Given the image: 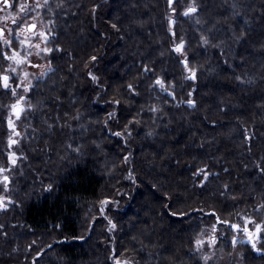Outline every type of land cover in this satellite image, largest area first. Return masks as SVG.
Masks as SVG:
<instances>
[{"label":"trees","instance_id":"trees-1","mask_svg":"<svg viewBox=\"0 0 264 264\" xmlns=\"http://www.w3.org/2000/svg\"><path fill=\"white\" fill-rule=\"evenodd\" d=\"M191 3L49 0L27 94L0 40V264H264V0Z\"/></svg>","mask_w":264,"mask_h":264},{"label":"rangeland","instance_id":"rangeland-1","mask_svg":"<svg viewBox=\"0 0 264 264\" xmlns=\"http://www.w3.org/2000/svg\"><path fill=\"white\" fill-rule=\"evenodd\" d=\"M25 2L26 0H13V8L0 11V27L5 29L6 37L11 41L10 45L13 48L15 47V52L19 53L15 60L10 59L11 68H15V72H13V74L19 80L18 83L15 84L16 87L24 94H27L30 87L37 80L45 78L51 71L49 60H47L46 57L50 51H45V49H49L51 30L49 24L45 20L44 7L35 8L32 10L34 8L35 0H30L29 9L24 13H21L19 11L18 5ZM40 3L43 4V0H40ZM13 17H25L28 24L32 22L37 23V32L30 34L22 23L20 26L17 24L12 25ZM22 28L24 31L23 34H20ZM7 29L13 30L10 36H8ZM40 33H43L44 35L41 36ZM21 41H23V43H21ZM18 61L22 62L18 63ZM30 63H39L40 66L39 68H34L30 65ZM25 88L28 90L25 91ZM15 105H18V107L12 109V115L14 117L13 123L15 122V117H17V114L20 115L25 108L24 105H20L19 101ZM3 176L4 175H0V180H2ZM250 236H252L254 239L259 238V235H257L255 232L253 234L250 233ZM209 239L210 238H208V240ZM215 241L216 239L213 240V243Z\"/></svg>","mask_w":264,"mask_h":264},{"label":"snow or ice","instance_id":"snow-or-ice-1","mask_svg":"<svg viewBox=\"0 0 264 264\" xmlns=\"http://www.w3.org/2000/svg\"><path fill=\"white\" fill-rule=\"evenodd\" d=\"M175 2V0H168V3L169 5L171 6L173 3ZM49 4V0H43V4L40 3V0H35V3H34V8L32 10H34L35 8H40V7H46L47 5ZM0 11H4L5 9H8V8H13V0H0ZM19 7V11L21 13H24L26 10L29 9V5L27 3H20L18 5ZM173 11H175V9H173ZM197 11L196 7H195V0H192V3L189 4L188 8L185 10V12L183 13L185 16H188V15H191L193 13H195ZM93 12H95V8L93 9ZM12 22L14 24H17L18 26H20V24L22 23L28 31H33L35 28H36V25L35 24H28L27 20L25 17H19V18H16V17H13L12 19ZM113 27L115 28L116 25L114 24ZM23 31L24 29L22 28L21 29V33L20 34H23ZM13 30L12 29H7V33H8V36H10L12 34ZM41 36H43L44 34L43 33H40ZM0 40L3 41L4 44H8L10 45L11 41L5 36V29L4 28H0ZM21 43H23V41H21ZM204 43H208L207 39L204 40ZM183 48V43L181 42L180 44L177 45L175 51L177 52H180L181 49ZM45 51H51V49H45ZM2 55H4L5 58L7 59H13L15 60L16 57L19 55L18 52H13L10 56L6 53H2ZM93 60L96 59V57H92ZM19 62H22V61H18ZM187 67V65H186ZM149 69L145 68V71H148ZM12 72H15V68H12L11 69ZM89 75L91 76V79L93 81H95L97 78L92 75L91 73H89ZM195 76V73L193 72L192 73V77L190 78H194ZM9 79L10 77L6 74H3V75H0V86H2L3 88L5 89H9ZM156 84L159 85L162 89L164 90H167L165 88V84L164 82H162L161 80L157 79L156 80ZM131 85H129V88L131 89ZM25 91H27L28 89L25 88L24 89ZM13 94L15 95V92L13 91ZM191 95V93H190ZM118 103V102H117ZM189 105L190 106H194L193 104V101L189 100L188 101ZM18 105H13V108H17ZM155 111V109H153ZM115 115V113H109V118L113 117ZM17 118H19V115L17 114ZM114 135L116 136H122L123 134L121 132H115L113 133ZM16 135H19V133H16ZM10 144H14L16 143V141L14 140H10L9 141ZM15 154L12 153L10 155V160L13 164L16 163L15 159H12V156H14ZM6 171H9V169L5 168V167H0V174L6 172ZM197 175H203V178L206 180L208 178V173L204 170V169H200V172L197 173ZM9 180V177L7 175H4L2 177V180H0V183H3L5 185V190L7 188V182ZM10 203V201H9ZM261 207H264V205H261ZM0 208H6V204H5V198L4 197H0ZM111 223V222H110ZM2 227V226H0ZM113 228H115V225H112ZM232 227H237L236 225H233ZM257 229L259 230L260 229V226L257 225ZM201 241L200 240H197V244H200ZM252 248L254 250H257L259 251L257 248H256V244L253 242L252 243ZM116 264H121V262L119 260L116 261ZM124 264H127V262L125 261Z\"/></svg>","mask_w":264,"mask_h":264},{"label":"flooded vegetation","instance_id":"flooded-vegetation-1","mask_svg":"<svg viewBox=\"0 0 264 264\" xmlns=\"http://www.w3.org/2000/svg\"><path fill=\"white\" fill-rule=\"evenodd\" d=\"M25 3H27L28 5H29V3H30V0H26V2ZM29 24H35L36 25V28L33 30V31H28L30 34H34L35 32H37V30H38V25H37V23H35V22H32V23H29ZM12 25H14V23H12ZM0 28H2V27H0ZM5 36H6V33H5Z\"/></svg>","mask_w":264,"mask_h":264},{"label":"water","instance_id":"water-1","mask_svg":"<svg viewBox=\"0 0 264 264\" xmlns=\"http://www.w3.org/2000/svg\"><path fill=\"white\" fill-rule=\"evenodd\" d=\"M235 228H238V227H235Z\"/></svg>","mask_w":264,"mask_h":264},{"label":"bare ground","instance_id":"bare-ground-1","mask_svg":"<svg viewBox=\"0 0 264 264\" xmlns=\"http://www.w3.org/2000/svg\"><path fill=\"white\" fill-rule=\"evenodd\" d=\"M11 11V10H10Z\"/></svg>","mask_w":264,"mask_h":264}]
</instances>
